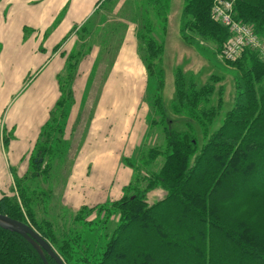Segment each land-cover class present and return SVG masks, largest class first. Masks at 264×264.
Returning a JSON list of instances; mask_svg holds the SVG:
<instances>
[{"label":"trees","instance_id":"16d2710c","mask_svg":"<svg viewBox=\"0 0 264 264\" xmlns=\"http://www.w3.org/2000/svg\"><path fill=\"white\" fill-rule=\"evenodd\" d=\"M167 1L144 0L143 6L165 21ZM212 2L184 0L180 35L187 45L195 37L209 42L218 55L229 31L211 20ZM149 10L141 15L135 40L151 89L150 107L158 117L151 124L160 127L164 146L161 152L148 149L144 164L162 155L161 167L148 178L134 174V184L123 187L117 200L80 209L73 217L76 227L67 232L57 234L55 223L37 216V207L48 200L40 179L46 180L51 161L64 153L59 136L73 103L77 61L85 56L72 52L55 76L59 95L28 167L23 175H13L12 191L0 197V215L32 226L64 264H264V63L251 50L225 62L236 71L233 108L199 149L190 131L167 126L161 99L163 41L153 36ZM232 17L264 43V0H237ZM174 90L173 113L196 122L206 136L215 115L209 106L213 86L197 87L178 71ZM156 186L166 195L148 205L145 193ZM92 212L94 220L87 221ZM0 264L43 263L21 236L0 227Z\"/></svg>","mask_w":264,"mask_h":264},{"label":"rangeland","instance_id":"374dc122","mask_svg":"<svg viewBox=\"0 0 264 264\" xmlns=\"http://www.w3.org/2000/svg\"><path fill=\"white\" fill-rule=\"evenodd\" d=\"M60 2V12L53 27L65 21L62 38L68 39L72 35L73 24L84 18L81 30L77 29L75 42L69 45V51L85 56L77 61L72 86L73 103L63 137L59 136L63 142L59 148L64 153L51 161L46 180L41 178L39 183V188L48 194V200L37 207V216L55 223L57 234L76 227L73 217L80 209L117 200L122 195V188L133 183L137 172L141 177L148 178L151 172L158 171L163 156L158 155L144 164L147 161L145 153L151 148L161 152L164 146L160 127L151 124L152 120L158 122V117L150 107L151 89L146 84L137 41L131 36L140 26L142 13L149 10L143 6L144 0ZM94 4L97 6L92 8ZM184 6V0H168L161 14L165 16V21L151 10L149 17L153 36L163 41V54L160 57L163 69L161 99L167 126L176 132L190 131L200 149L207 137L221 127L226 113L233 108L236 71L227 66L219 54L214 53L213 45L209 42H202L196 37L192 45L182 41L180 30ZM129 28L131 35L127 37ZM49 29L46 28L45 34L53 28ZM32 33L26 29L23 31L25 38L18 40L22 48L31 45L32 40L29 41L28 37ZM14 40H17L16 37ZM58 43L62 44L63 41ZM9 50L8 39L0 42V58ZM178 71L186 79L191 78L197 87L205 84L213 86L209 106L214 109L215 115L206 136L196 122L172 111L174 78ZM8 73L9 70L0 71L2 118L20 104L17 101V104L9 106L14 90L12 92L10 84L1 85ZM50 87L46 85L43 95L39 90L32 96L35 102L39 99L38 106L42 104L40 98H43L45 115L55 99L54 89ZM2 162L0 152V174L4 171ZM21 169L24 172L25 169ZM143 185L140 183L139 186ZM165 195V191L156 186L146 191L144 200L152 205ZM94 218L92 212L86 220L92 221Z\"/></svg>","mask_w":264,"mask_h":264},{"label":"crops","instance_id":"0c3cea01","mask_svg":"<svg viewBox=\"0 0 264 264\" xmlns=\"http://www.w3.org/2000/svg\"><path fill=\"white\" fill-rule=\"evenodd\" d=\"M61 3L60 0L0 1V42L5 39L10 42V50L7 54H1L0 58V64L7 63L5 66L0 65V71L8 72L9 70L10 72L1 85L10 84L12 92L14 90V95L9 101L10 107L11 104L13 106L17 104V101L20 102L14 111L3 118L0 110V152L4 169L3 174H0V197L12 191L13 175H23L28 167L30 152L47 119L49 110L54 106L59 95L55 76L61 72L66 57L71 53L69 45L75 42L77 29L81 30L80 25L84 18L73 24V30L70 32L72 35L68 39L62 38L65 21H60L56 27H53L58 18ZM97 4H94L92 8H95ZM7 6H9L8 9ZM46 28L53 29L45 34ZM25 29L33 32L28 37L32 43L22 48L18 40L25 38L23 36ZM129 30L130 28L127 37L131 35ZM135 32L131 35L133 39H135ZM15 37L17 40H14ZM35 40L37 42L34 43ZM60 41L63 43L59 44ZM83 75L82 73V78ZM46 85L54 89L55 99L45 115L43 98H40L42 104L38 106L39 99L35 102L32 96L39 90L43 95ZM30 87H33L32 90H29ZM21 168L25 169L24 172Z\"/></svg>","mask_w":264,"mask_h":264},{"label":"built area","instance_id":"2783aa9c","mask_svg":"<svg viewBox=\"0 0 264 264\" xmlns=\"http://www.w3.org/2000/svg\"><path fill=\"white\" fill-rule=\"evenodd\" d=\"M237 0H213L210 18L215 23L226 27L229 37L221 48L219 57L226 62L236 61L245 50L258 54L264 63V43L253 33L252 29L233 20V8Z\"/></svg>","mask_w":264,"mask_h":264},{"label":"water","instance_id":"95a60500","mask_svg":"<svg viewBox=\"0 0 264 264\" xmlns=\"http://www.w3.org/2000/svg\"><path fill=\"white\" fill-rule=\"evenodd\" d=\"M0 227L21 236L35 250L43 264H47L44 253L56 264H64L48 242L29 224L11 220L6 216L0 215Z\"/></svg>","mask_w":264,"mask_h":264}]
</instances>
